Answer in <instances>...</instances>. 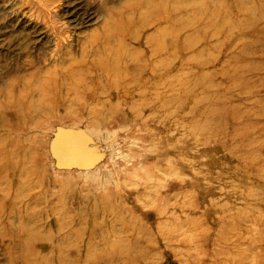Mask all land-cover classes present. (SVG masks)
<instances>
[{"label":"rangeland","instance_id":"1","mask_svg":"<svg viewBox=\"0 0 264 264\" xmlns=\"http://www.w3.org/2000/svg\"><path fill=\"white\" fill-rule=\"evenodd\" d=\"M0 264H264V0H0Z\"/></svg>","mask_w":264,"mask_h":264},{"label":"water","instance_id":"2","mask_svg":"<svg viewBox=\"0 0 264 264\" xmlns=\"http://www.w3.org/2000/svg\"><path fill=\"white\" fill-rule=\"evenodd\" d=\"M69 134V135H68ZM71 132L67 133V137L64 140L67 144L61 147V150H57L58 158H67L64 159L65 163L63 166H71V164L75 166H89L92 161L91 158H86L84 156V148L82 147V137L78 136V138L71 137ZM63 141V142H64ZM75 146V147H73Z\"/></svg>","mask_w":264,"mask_h":264},{"label":"bare ground","instance_id":"3","mask_svg":"<svg viewBox=\"0 0 264 264\" xmlns=\"http://www.w3.org/2000/svg\"><path fill=\"white\" fill-rule=\"evenodd\" d=\"M107 38H106V40H107V42L109 43L111 40H110V38H111V36H110V38H109V36H106ZM118 39L121 41V43H123V37H122V31L120 32V33H118ZM120 45V44H119ZM124 46V45H123ZM166 49H167V46H165V45H163V47H162V49L161 50H158V47L155 49H152V54L153 55H160L162 52H164V51H166ZM114 50H116V49H114ZM120 50V49H119ZM113 53H115V52H113ZM119 52H118V50H116V53L115 54H118ZM164 53H166V52H164ZM109 55H110V51H109ZM113 56H114V54H113ZM117 56H119V54L117 55ZM133 57V56H132ZM115 60V59H114ZM137 60V59H136ZM105 61H107V60H105ZM137 64V63H136ZM95 68H101L106 74H109V73H116V72H120V70L118 69V65L116 66L117 67V69H116V67H113V69H110L111 68V66L109 65V64H106V63H104V62H98V63H96L95 65H93ZM154 69V68H153ZM151 70V72H152V76H156L155 74H153L154 72H155V70ZM130 70V69H129ZM120 74V73H119ZM124 74V73H123ZM125 75V74H124ZM126 78L127 77H124V79L126 80ZM131 78H133V77H131ZM127 81V80H126ZM140 80H135L134 81V85H135V87H140V85H141V82H139ZM80 82V81H79ZM143 83H146V81H143ZM29 109V108H28ZM93 225V224H92ZM94 226V225H93ZM119 252V251H118ZM120 253V252H119ZM118 255V254H117ZM114 256H116V254L114 255Z\"/></svg>","mask_w":264,"mask_h":264}]
</instances>
